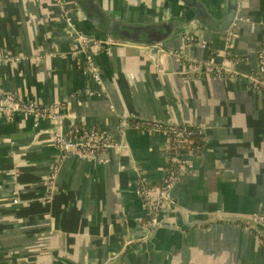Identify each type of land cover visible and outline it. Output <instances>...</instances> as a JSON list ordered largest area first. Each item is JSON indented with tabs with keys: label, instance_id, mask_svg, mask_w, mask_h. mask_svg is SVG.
<instances>
[{
	"label": "crops",
	"instance_id": "0c3cea01",
	"mask_svg": "<svg viewBox=\"0 0 264 264\" xmlns=\"http://www.w3.org/2000/svg\"><path fill=\"white\" fill-rule=\"evenodd\" d=\"M74 1L0 0V93L62 103L75 124L105 129L127 149L113 148L103 157H66L58 165L56 190L46 196L59 156L54 123L0 114V264H264V242L249 223H196L221 213L264 215V93L242 77L188 73L202 71L212 57L254 72L264 50V0H240L229 44L227 31L206 29L205 47L187 45L184 35L197 36L196 28L159 44L169 62L138 44H110L94 54L99 82L85 70L84 55L61 16L70 8L75 26L87 25ZM82 1H100L131 22L188 12L182 3L188 0ZM5 55L17 61L9 63ZM134 120L205 129L172 190L175 209L167 226L145 240L135 168L149 183L160 184L166 143L160 132L136 131ZM15 188L18 201L9 203Z\"/></svg>",
	"mask_w": 264,
	"mask_h": 264
},
{
	"label": "built area",
	"instance_id": "2783aa9c",
	"mask_svg": "<svg viewBox=\"0 0 264 264\" xmlns=\"http://www.w3.org/2000/svg\"><path fill=\"white\" fill-rule=\"evenodd\" d=\"M69 12L70 8L62 9L61 16L66 21L70 18ZM232 37L233 31L230 29L226 32L227 44L230 43ZM184 40L187 45L199 43L194 34L184 35ZM88 41V38H83V43ZM200 44L205 47V44ZM3 57L9 61H17L16 58L13 59L7 55ZM257 60L258 67L254 72L243 73L234 68L229 61H220L216 57H212L199 67L202 71L195 68L188 70V73L194 75L209 73L224 79L242 77L247 80L253 90L264 93V50L257 54ZM89 65L94 72V77L98 80L99 76L95 72V67L90 62ZM0 114L8 119L18 114H25L37 120L50 119L53 123H61L66 117L62 103L41 104L32 100H22L14 93L5 92L0 93ZM131 126L138 132H160L166 143V166L160 184L149 183L145 180L139 167L135 168L137 171V193L146 213L142 226L151 230L161 218L163 211L172 202V190L187 170L189 157L196 153L201 146L200 143L205 137V129L202 125L195 123L176 124L154 120H134L131 122ZM53 144L57 148L59 156L48 177L50 185H53L55 181L58 165L70 155L86 158L103 157L113 148L127 149L125 144L115 143L107 130L77 124L68 128L59 125L53 132ZM17 201V198L13 200V202ZM252 216L264 228V215L254 214ZM256 233L264 242V237L259 232L256 231Z\"/></svg>",
	"mask_w": 264,
	"mask_h": 264
},
{
	"label": "water",
	"instance_id": "95a60500",
	"mask_svg": "<svg viewBox=\"0 0 264 264\" xmlns=\"http://www.w3.org/2000/svg\"><path fill=\"white\" fill-rule=\"evenodd\" d=\"M74 2L77 6L78 16L83 22H86L87 25L82 28H77L73 22V18H69L67 22L68 30L78 47L77 52H81L84 55L85 70L93 77L94 72L90 69L89 62L95 67V72L99 76L94 54H96L97 51L106 49L110 44H138L145 47V51L150 52L153 56H157L160 62H164L165 60L168 61L165 57L167 53L163 50H158L159 44H165V42L186 31L193 33L194 28L197 29L198 42L202 43L204 31L206 29L213 33L230 30L236 23L242 8L240 0H188L182 1V3L188 7V12L185 14L181 12L168 14L153 22L141 23L125 20L114 11L108 9V7H105L100 1L97 3L93 1L90 5L84 3L82 0H75ZM83 38H88L89 41L83 43ZM153 61L157 63L158 59L153 57ZM14 62L16 61H10L9 63ZM94 79L97 82L100 81V79L97 80L95 77ZM95 93L100 94V91H96ZM74 124L75 122L73 120L65 117L61 123H54V130H56L59 125L68 128ZM46 189V196L51 190H56L55 181L53 185H50L47 179ZM18 192L17 188L12 191L9 203H13V200L16 198L18 199ZM168 208V213L160 218L151 230L143 227L145 232L141 237L142 240H145L158 228L167 226L165 222L171 211L175 209V206L173 203H170ZM216 220L242 221L249 223L264 237V228L252 215L221 213L211 217L208 221L197 220L196 223L206 224ZM193 224L194 223L191 225Z\"/></svg>",
	"mask_w": 264,
	"mask_h": 264
},
{
	"label": "trees",
	"instance_id": "16d2710c",
	"mask_svg": "<svg viewBox=\"0 0 264 264\" xmlns=\"http://www.w3.org/2000/svg\"><path fill=\"white\" fill-rule=\"evenodd\" d=\"M200 144H202V143H200Z\"/></svg>",
	"mask_w": 264,
	"mask_h": 264
}]
</instances>
